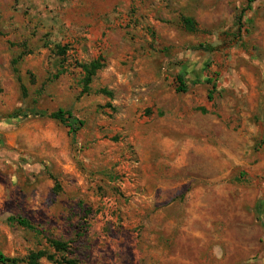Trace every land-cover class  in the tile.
<instances>
[{"label": "rangeland", "instance_id": "obj_1", "mask_svg": "<svg viewBox=\"0 0 264 264\" xmlns=\"http://www.w3.org/2000/svg\"><path fill=\"white\" fill-rule=\"evenodd\" d=\"M59 110L85 123L76 140ZM0 251L264 264V0H0Z\"/></svg>", "mask_w": 264, "mask_h": 264}, {"label": "trees", "instance_id": "obj_2", "mask_svg": "<svg viewBox=\"0 0 264 264\" xmlns=\"http://www.w3.org/2000/svg\"><path fill=\"white\" fill-rule=\"evenodd\" d=\"M258 0H248L249 6L255 2H257ZM249 9V8H248ZM244 12V11H243ZM243 18H240V21H242ZM241 24V22H240ZM183 25L185 27V29L189 32H196L197 31V24L194 20L192 19H187L185 18L183 20ZM242 29V28H241ZM54 52L56 53V57L59 60V65H63V59L62 57L65 55V50L63 47H57V50H54ZM14 65L16 66L18 64V61L14 60ZM105 66V60L104 58H99L97 60H94L90 63H86V64H82L80 67L84 72V80H83V84H84V89L82 94H88L90 91V86L93 82L94 77L97 75V73L102 70ZM180 81V88H178V92L179 93H185L187 92V87L185 86L184 82H183V78H179L178 79ZM215 89V87H214ZM100 93L107 95L108 97L112 96V93L108 92L107 90H102L100 91ZM212 92H210V99H212ZM51 119L59 122L60 124L64 125L66 128H68L69 130V134L73 136V139L76 140V137L78 135V133L81 131V129L84 127L85 123L81 120H79L78 118H76L72 113L66 112L64 110H59L57 112H55L54 114L51 115ZM8 223L10 224H17L18 226L24 228V229H28L31 231H37V229L35 228V226L28 220L23 219V218H19V217H10L6 220ZM50 244L53 248H55L56 250H62L65 248V245L61 242H57V241H52L50 240ZM45 257L44 254H37L33 260V264H36V261H38L39 259ZM0 263L1 264H17V260L16 259H10L7 258L1 251H0Z\"/></svg>", "mask_w": 264, "mask_h": 264}, {"label": "crops", "instance_id": "obj_3", "mask_svg": "<svg viewBox=\"0 0 264 264\" xmlns=\"http://www.w3.org/2000/svg\"><path fill=\"white\" fill-rule=\"evenodd\" d=\"M232 160L237 161L236 157H232ZM204 216L198 215V214H192V219L190 220V229L189 227L187 230H189V234L196 239H201L203 240L204 235L206 234V231L199 230V229H194V222H203L206 223V229H210V224L212 223V220H203ZM214 222V221H213ZM206 242V241H205Z\"/></svg>", "mask_w": 264, "mask_h": 264}]
</instances>
